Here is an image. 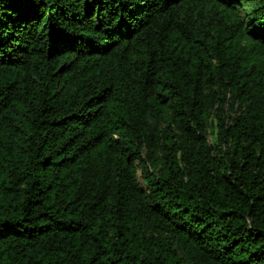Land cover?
Returning <instances> with one entry per match:
<instances>
[{"label": "trees", "instance_id": "16d2710c", "mask_svg": "<svg viewBox=\"0 0 264 264\" xmlns=\"http://www.w3.org/2000/svg\"><path fill=\"white\" fill-rule=\"evenodd\" d=\"M0 264H264V0H0Z\"/></svg>", "mask_w": 264, "mask_h": 264}]
</instances>
